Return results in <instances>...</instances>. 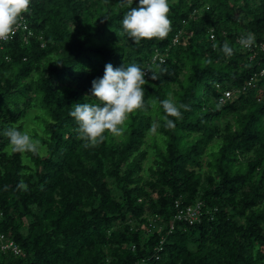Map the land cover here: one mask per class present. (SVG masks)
<instances>
[{
  "label": "trees",
  "instance_id": "16d2710c",
  "mask_svg": "<svg viewBox=\"0 0 264 264\" xmlns=\"http://www.w3.org/2000/svg\"><path fill=\"white\" fill-rule=\"evenodd\" d=\"M169 5V35L136 46L121 20L139 0H31L28 30L3 42L0 232L23 253L0 251V264H264V75L219 101L224 89L241 88L264 66L263 50L251 58L238 43L249 32L264 40V0ZM225 40L231 57L220 51ZM157 52L166 71L155 81L145 76L146 109L129 116L121 141L105 133L103 143L85 147L69 116L72 106L93 102L85 97L107 64L143 67ZM170 96L189 110L168 117L175 127L167 129L160 101ZM32 108L40 110L46 153L28 152L30 165L22 153H6L4 133L22 131ZM155 117L159 140L152 144ZM150 147L157 157L146 178ZM21 180L27 191L17 189ZM198 200L201 219L172 226L176 202Z\"/></svg>",
  "mask_w": 264,
  "mask_h": 264
},
{
  "label": "clouds",
  "instance_id": "9594fccd",
  "mask_svg": "<svg viewBox=\"0 0 264 264\" xmlns=\"http://www.w3.org/2000/svg\"><path fill=\"white\" fill-rule=\"evenodd\" d=\"M131 0H120L121 4L130 3ZM31 0H0V41L7 42L16 32L27 29L25 14L30 12ZM169 0H139L138 7H131L121 20L122 30L126 36L139 46L141 41L165 39L172 31V21L169 19ZM211 29V28H210ZM241 47H251L255 44V34L242 35L238 41ZM214 49L216 45H213ZM220 51L231 57L234 48L225 40ZM163 61H161L162 63ZM166 69L156 63L141 67L131 63L120 68H113L111 64L105 66L102 78L94 79L91 87L93 102L74 104L69 111L78 125L76 131L79 138L85 141V147H96L106 139L105 133L120 137L126 131V121L129 116L138 111L145 110V76L151 74L152 80H158ZM164 112V127H175L173 120L168 117L181 118L182 112L189 110L185 104H177L171 96L160 101ZM160 127L158 122H153L149 132L155 134ZM4 135L8 137L10 146L15 153L30 152L38 154L42 145L34 139L28 131L18 130L17 127L9 128ZM7 187V186H6ZM17 189L27 191L28 186L23 180L17 184Z\"/></svg>",
  "mask_w": 264,
  "mask_h": 264
},
{
  "label": "built area",
  "instance_id": "2783aa9c",
  "mask_svg": "<svg viewBox=\"0 0 264 264\" xmlns=\"http://www.w3.org/2000/svg\"><path fill=\"white\" fill-rule=\"evenodd\" d=\"M25 30V29H24ZM28 30V27L27 29ZM18 32V31H17ZM32 31H28V34H31ZM27 36H25L26 39ZM211 39H215V34L210 35ZM13 38V37H12ZM3 42L0 41V51L3 49ZM174 42H177V37L174 39ZM245 49L251 50V58L255 57L258 54V49L264 51V40L261 41H255V44L251 47H244ZM154 57L156 60L159 61H165V56L161 55L159 52L155 53ZM153 57V58H154ZM264 75V66L262 69L255 73L253 76H251L246 83L241 88H226L222 91V94L219 98L220 102H226L227 100L234 97L236 93H239L241 91L247 90L249 87H252L257 84V81L261 76ZM218 87H220V84H217ZM203 202L201 200L196 201L194 204L181 206L180 202H176V207L178 208V211L176 212L174 218L171 220L172 226L175 222V220H184L190 224L195 223L196 221H199L201 219V216L203 214L202 211ZM3 212L0 211V215H2ZM151 226L153 224L151 223ZM150 226V227H151ZM0 251L1 252H11L15 255H20L23 253L22 247L10 236H7L5 233L0 232Z\"/></svg>",
  "mask_w": 264,
  "mask_h": 264
},
{
  "label": "rangeland",
  "instance_id": "374dc122",
  "mask_svg": "<svg viewBox=\"0 0 264 264\" xmlns=\"http://www.w3.org/2000/svg\"><path fill=\"white\" fill-rule=\"evenodd\" d=\"M177 88H179L177 85H173V89H177ZM40 113V110H38L37 108H32V109H29L28 111H27V114H26V116H25V118L23 119L24 120V125H23V130L22 131H28L29 132V134L34 138V139H38L39 141H40V143H41V145H42V148H41V150L39 151V153H41L42 155H44L45 153H46V146L41 142V140L39 139V136H42L43 135V125H42V123H40V120H39V118L37 117L38 115L37 114H39ZM228 119H230V121L232 120V116H229V118ZM155 122H158V120H156V117H155ZM225 122L226 121H224V120H221L220 121V124H221V126H224L225 125ZM128 127V121H126V128ZM114 138H115V140L117 141V142H119V141H121L123 138H124V134L122 135V136H120V137H115L114 136ZM155 138H157L156 140H159L158 138H159V136H158V134H157V132L155 133V134H152V133H148V136H147V142H150V143H154V141H155ZM191 138V137H190ZM215 144L213 145V147H214V149H217L218 147V145L216 144L217 142H220V139L219 138H216V140L215 141H213ZM12 152V149H11V146H8L7 148H6V153L8 154V153H11ZM148 156H147V158H146V160H145V162H144V167H143V174H144V177H146V178H149L150 177V170H149V167L151 166V165H153V164H155V162H154V159H156V157H157V155L155 154V150H154V148L153 147H150V148H148ZM22 155H23V160H24V162L25 163H28V164H30V165H32L33 164V161L31 160V157H30V155L28 154V152H26V153H22ZM203 160H204V163H205V161L206 160H208L209 159V157H208V155L207 154H205L204 156H203ZM205 168L206 167H204V168H197V170H199V171H204L205 170ZM110 182L112 181L111 179L109 180ZM111 186H112V188H114L115 187V184L113 183V182H111V184H110ZM155 194V196L157 195L156 193H154ZM138 220H134L133 222H137ZM143 228H145V223H142V225H141Z\"/></svg>",
  "mask_w": 264,
  "mask_h": 264
}]
</instances>
